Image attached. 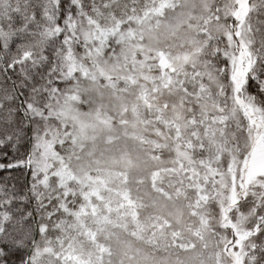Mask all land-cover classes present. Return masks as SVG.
I'll list each match as a JSON object with an SVG mask.
<instances>
[{
  "label": "snow or ice",
  "instance_id": "1",
  "mask_svg": "<svg viewBox=\"0 0 264 264\" xmlns=\"http://www.w3.org/2000/svg\"><path fill=\"white\" fill-rule=\"evenodd\" d=\"M0 264H264V0H0Z\"/></svg>",
  "mask_w": 264,
  "mask_h": 264
}]
</instances>
